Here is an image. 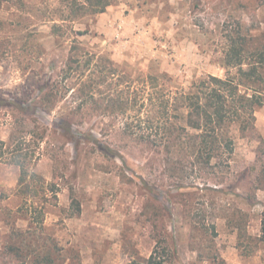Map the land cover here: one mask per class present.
Returning <instances> with one entry per match:
<instances>
[{"label":"rangeland","instance_id":"1","mask_svg":"<svg viewBox=\"0 0 264 264\" xmlns=\"http://www.w3.org/2000/svg\"><path fill=\"white\" fill-rule=\"evenodd\" d=\"M110 1L101 14L63 20L70 0H0V264H46L48 248L54 264H128L133 256H149L155 233L166 238L172 264H264V190L251 188L258 172L252 168L264 162V106L253 130L234 131L224 181L210 179L206 187L200 171L194 184L177 189L163 155L149 158L121 132L119 116L91 103L72 114V90L62 99L59 94L73 44L109 55L120 70L136 75L151 65L184 84L206 74L223 77L218 60L229 36L241 30L250 43L264 42V0ZM53 24L64 28L54 33ZM85 28L90 33H75ZM45 83L58 91L50 114L40 111L34 122L9 105L15 98L36 104ZM67 113L80 129L119 149L127 165L99 150L76 151L56 129L57 116ZM20 137L29 152L27 169L44 179L30 181L28 191L11 161ZM137 174L163 192L172 188L174 200L183 203L156 217L152 205L166 202L162 194L150 195ZM234 192H255L257 199L248 203ZM237 209L245 215L241 232L229 223Z\"/></svg>","mask_w":264,"mask_h":264},{"label":"trees","instance_id":"2","mask_svg":"<svg viewBox=\"0 0 264 264\" xmlns=\"http://www.w3.org/2000/svg\"><path fill=\"white\" fill-rule=\"evenodd\" d=\"M110 4V0H70L63 20H74L86 14L96 16L105 12ZM63 28L62 24L52 25L54 33ZM75 33L83 35L90 30L85 28ZM218 63L226 70L225 76L206 74L184 84L179 78L165 71H156L151 65L147 72L137 75L120 70L109 55L97 54L73 44L61 70L60 81L65 84L59 94L62 99L65 92L72 90L76 109L72 114L91 103L104 115L119 116L121 132L140 145L149 158L163 155L164 170L175 177L177 189L194 184L198 178L194 174H200V171L203 184L208 187L210 179L224 181L225 173L231 169L234 131L244 135L253 130L255 113L264 106V42L250 43L241 30H237L234 36H229ZM40 93L42 97L34 105L25 104L20 98L13 99L9 105L30 119L40 111L50 114L49 105L58 97V91H52L45 83ZM56 124L58 134L72 143L76 151L83 148L99 150L109 157L119 156L123 166L127 165L119 149L94 136L92 129H80L70 118V113L59 114ZM47 129L45 126L43 132ZM22 140L15 144L11 161L21 168L19 186L28 191L31 189L30 181L44 179L27 169L29 152L22 147ZM3 145L0 141V157L4 153ZM257 168L251 186L254 191L264 190V162L252 169ZM137 175L150 195L162 194V200L166 202V205L161 201L152 205L156 217L164 216L165 211L171 215V204L183 203L182 200H174L176 195L170 190L172 188L163 192L141 174ZM234 194L248 203L257 199L255 192L246 196L238 192ZM146 207H151V204ZM235 216L229 223L241 232L245 228V215L237 209ZM40 221H43V215ZM154 239L155 245L148 257L133 256L128 264H172L173 253L166 238L155 233ZM259 240L264 243V213ZM50 250L47 249L44 260H41L46 264L56 261Z\"/></svg>","mask_w":264,"mask_h":264}]
</instances>
